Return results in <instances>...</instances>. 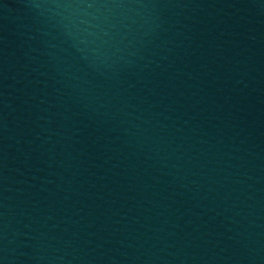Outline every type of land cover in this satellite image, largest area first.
<instances>
[{
	"label": "water",
	"instance_id": "95a60500",
	"mask_svg": "<svg viewBox=\"0 0 264 264\" xmlns=\"http://www.w3.org/2000/svg\"><path fill=\"white\" fill-rule=\"evenodd\" d=\"M0 264H264V0H0Z\"/></svg>",
	"mask_w": 264,
	"mask_h": 264
}]
</instances>
